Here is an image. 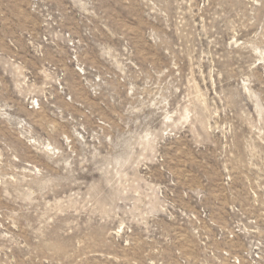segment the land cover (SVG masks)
Instances as JSON below:
<instances>
[{
  "label": "rangeland",
  "instance_id": "374dc122",
  "mask_svg": "<svg viewBox=\"0 0 264 264\" xmlns=\"http://www.w3.org/2000/svg\"><path fill=\"white\" fill-rule=\"evenodd\" d=\"M0 264H264V0H0Z\"/></svg>",
  "mask_w": 264,
  "mask_h": 264
},
{
  "label": "built area",
  "instance_id": "2783aa9c",
  "mask_svg": "<svg viewBox=\"0 0 264 264\" xmlns=\"http://www.w3.org/2000/svg\"><path fill=\"white\" fill-rule=\"evenodd\" d=\"M240 210H239V208H237V212H239ZM253 220L252 221H250V220H248V224L249 225H252V224H255L256 223V220L254 219V218H252ZM250 223H252V224H250ZM253 226H255V225H253Z\"/></svg>",
  "mask_w": 264,
  "mask_h": 264
}]
</instances>
